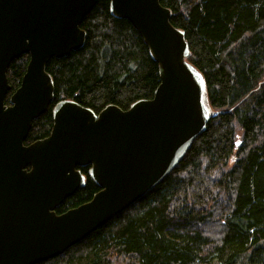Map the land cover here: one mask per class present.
Instances as JSON below:
<instances>
[{
  "label": "trees",
  "instance_id": "1",
  "mask_svg": "<svg viewBox=\"0 0 264 264\" xmlns=\"http://www.w3.org/2000/svg\"><path fill=\"white\" fill-rule=\"evenodd\" d=\"M160 3L185 32L188 60L203 74L217 114L158 185L63 253L36 264H264V0ZM80 26L83 46L46 65L53 101L32 121L25 144L49 134L52 107L61 99L95 113L107 104L127 109L151 98L160 82L146 44L128 20L110 14L109 0H98ZM28 59L23 53L7 68L6 104ZM98 190L87 175L56 212Z\"/></svg>",
  "mask_w": 264,
  "mask_h": 264
},
{
  "label": "water",
  "instance_id": "2",
  "mask_svg": "<svg viewBox=\"0 0 264 264\" xmlns=\"http://www.w3.org/2000/svg\"><path fill=\"white\" fill-rule=\"evenodd\" d=\"M97 1L0 0V264H36L79 242L158 185L217 114L171 10L160 0H109L110 14L132 24L158 65L153 96L97 113L61 99L49 134L25 144L53 101L49 59L83 46L80 25ZM23 53L25 72L6 104L7 68ZM84 166L99 190L57 213L85 184Z\"/></svg>",
  "mask_w": 264,
  "mask_h": 264
},
{
  "label": "flooded vegetation",
  "instance_id": "3",
  "mask_svg": "<svg viewBox=\"0 0 264 264\" xmlns=\"http://www.w3.org/2000/svg\"><path fill=\"white\" fill-rule=\"evenodd\" d=\"M78 168H79V170L81 171V173L84 174V176H85V182H86V180H87V175H88V166L78 167ZM82 168H86V172H87V173H83ZM88 176H89V175H88ZM89 177H90V176H89Z\"/></svg>",
  "mask_w": 264,
  "mask_h": 264
},
{
  "label": "rangeland",
  "instance_id": "4",
  "mask_svg": "<svg viewBox=\"0 0 264 264\" xmlns=\"http://www.w3.org/2000/svg\"><path fill=\"white\" fill-rule=\"evenodd\" d=\"M235 160V156L233 155L232 158L230 159V162Z\"/></svg>",
  "mask_w": 264,
  "mask_h": 264
},
{
  "label": "bare ground",
  "instance_id": "5",
  "mask_svg": "<svg viewBox=\"0 0 264 264\" xmlns=\"http://www.w3.org/2000/svg\"><path fill=\"white\" fill-rule=\"evenodd\" d=\"M155 186H156V185H155ZM155 186H154V187H155ZM82 239H83V238H82Z\"/></svg>",
  "mask_w": 264,
  "mask_h": 264
}]
</instances>
